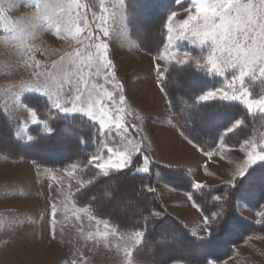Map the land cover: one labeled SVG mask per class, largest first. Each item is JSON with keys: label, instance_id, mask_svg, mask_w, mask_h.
<instances>
[{"label": "rangeland", "instance_id": "1", "mask_svg": "<svg viewBox=\"0 0 264 264\" xmlns=\"http://www.w3.org/2000/svg\"><path fill=\"white\" fill-rule=\"evenodd\" d=\"M189 1V7L170 17L171 40L167 37L162 53L153 56L142 51L137 39L131 36L126 0H0V109L21 122L17 138L32 140L29 128L42 123L24 103L26 95L38 94L63 114L85 115L90 111L93 121L119 134L109 135L110 146L109 143L105 146L106 151L112 148L116 154H99L94 160L97 167L101 163H115L121 156L133 158L136 143L129 141L130 135L125 137L121 129V103L129 99L124 97L121 102L117 84L121 76L141 80L138 70L150 67L151 60L166 66L156 73L160 79L163 77L160 71L172 62L190 60L188 47H204L207 55L200 66L223 78L222 86L210 91L216 95L209 96L208 92L204 97L222 99L227 92V100L240 101L250 110L264 113V75L260 72L264 61L257 59L251 65L252 71L239 62L233 68L221 48H214L210 41L201 44L200 38L191 33L194 26L202 29V18L190 21L187 27L183 24L189 16H202L196 10V0ZM240 3L251 4L254 18L264 23L260 19L264 18L261 0H240ZM210 57L216 63L215 68L209 62ZM242 71L246 73L243 80ZM141 92L142 89L136 91ZM77 95L80 100H76ZM217 148L207 157L218 163L237 157L240 164L234 174L243 176L251 165L261 162L258 157L264 155V134L240 149L229 150L225 145ZM150 164L145 157L136 171L147 173L142 169L150 171ZM76 169L40 167L0 153V264H136L133 252L143 233L119 232L108 220L97 217L90 207L77 204L74 195L87 181ZM223 170L224 167L214 170L212 181L220 179ZM200 184L203 183L198 181L197 185ZM185 195L201 216L194 227L201 231L203 226L207 233L205 218L190 196ZM239 211L254 221L261 216L242 202ZM189 213L193 215L192 211ZM251 240L235 258L223 264L242 263L248 253L255 257L252 259L256 264H264V237Z\"/></svg>", "mask_w": 264, "mask_h": 264}, {"label": "trees", "instance_id": "2", "mask_svg": "<svg viewBox=\"0 0 264 264\" xmlns=\"http://www.w3.org/2000/svg\"><path fill=\"white\" fill-rule=\"evenodd\" d=\"M189 6V0H126L131 36L142 51L159 56L166 45L170 17ZM188 50L190 60L172 62L160 71L159 82L177 127L203 152L259 140L264 134V113L240 101L204 99L222 86L223 78L200 66L207 55L204 47ZM24 103L42 123L29 128L32 140L23 141L16 136L21 122L0 109V153L50 169L76 167L87 181L74 195L77 204L90 207L119 232L143 233L133 252L136 264H222L236 256L238 246L249 238L264 237V182L259 180L264 176V161L252 165L233 183L200 187L184 167L152 161L149 172L138 173L141 154L131 166L103 173L94 157L104 152L109 139L97 122L82 114H63L38 94L26 95ZM158 182L190 195L206 219V237L196 235L165 208ZM239 202L259 212L260 219L243 215ZM241 264L256 263L246 256Z\"/></svg>", "mask_w": 264, "mask_h": 264}, {"label": "crops", "instance_id": "3", "mask_svg": "<svg viewBox=\"0 0 264 264\" xmlns=\"http://www.w3.org/2000/svg\"><path fill=\"white\" fill-rule=\"evenodd\" d=\"M164 67L166 66H164V64H162L161 62L159 63V61L157 60H151L150 67L142 68L140 69V71L138 70V73L140 72L139 76L141 77V80L132 78L130 80H126L123 78L124 76H121L120 84H117V89L120 96L122 98L126 97L129 99V101L125 99L123 104L121 103V108L123 111L121 129L125 137H127L126 134L130 135L127 137L129 141L136 143V145L134 144L136 146V150L134 151L133 158H131L132 161L135 156L141 154L150 159V163L152 161H155L171 167L187 168L196 185L198 181H201V183H203L199 186H212L221 183H233L236 178L240 177H236L234 174V170L239 167V159L237 157H230L229 160L228 158H226V160H228L226 161V163L212 162L210 157H207L209 152H203L198 146H196L187 137H185V135L181 132V130L177 127L176 123L173 121V111L171 109L169 99L165 91L162 89L159 79L156 76L157 69H161ZM137 89H142V92L136 93ZM210 99L213 98L211 97ZM97 123L100 125L103 134L107 138L109 135H119L113 130L105 129L99 122ZM108 143V145L110 146V141ZM245 144H243L239 148H232L228 146H226V148H230L229 150H236L243 148ZM108 152L110 153V155L116 154V152H114L112 148H109V151H106L105 148L104 153L108 154ZM98 156H96V158ZM129 158L130 157H128L127 159ZM162 160L166 162L164 163ZM214 165L219 167L214 168ZM221 167H224V170L222 171L223 173L219 175L220 179H218L217 181H212V174H216L215 171L220 169ZM109 169L110 171L117 170L116 168ZM100 170L105 173L104 170ZM193 171H195L196 173ZM229 178L235 179L233 180V182H226L229 181ZM156 188L161 195V199L165 205V208L171 214L175 215L180 220H182L188 227H190L194 231L196 235L201 237H206L208 235L207 228L206 233L202 224L201 231H197L196 227H194L193 224H199V219L201 218V216L197 212V209L193 207L192 203L185 195L186 192L175 190L162 182H158L156 184ZM170 197L175 199V201L170 200ZM178 199H181L182 201H179ZM189 211H192L193 215H191ZM204 220L206 227V219ZM252 238L257 237H251L249 238L247 243L240 245L238 247V254L241 252L240 248L248 244L249 241H252ZM236 256L232 258H235ZM246 256H250L253 259L255 258L251 255V253H248V255H245V257Z\"/></svg>", "mask_w": 264, "mask_h": 264}, {"label": "snow or ice", "instance_id": "4", "mask_svg": "<svg viewBox=\"0 0 264 264\" xmlns=\"http://www.w3.org/2000/svg\"><path fill=\"white\" fill-rule=\"evenodd\" d=\"M261 5H264V0H261ZM195 6L197 12L202 14V16H189L188 20H185L183 24L187 27L190 21H197L202 18V29L194 26L191 33L193 36L200 38L201 44L210 41L214 48H221L222 52L227 53V56L230 58L231 67L233 68H235L237 62H239L247 68L248 71H252L251 65L255 64L257 59L264 61V23L258 22V19L254 18L251 11V4L243 5L240 3V0H196ZM172 16L174 18L175 13H173ZM167 27L168 32L171 33L173 31L171 23H169ZM168 38L171 40V35H169ZM209 62L212 63L213 68L216 67V63L211 57L209 58ZM157 71L159 72V69H157ZM260 72L261 75H264V66H261ZM245 75L246 73L242 71L240 79L243 80ZM77 92H79V89H77ZM215 95L216 92L209 93V96ZM207 98L208 97H204V99ZM221 98L225 100L229 99L228 93L224 92ZM231 98L235 99V96ZM80 99L81 96L77 95L76 100ZM121 102H123V98ZM262 103H264V101H262ZM56 107L59 108L60 105L57 104ZM85 115L90 119L92 118V113L90 111L85 113ZM258 158L264 161V155H260ZM94 159L97 158L94 157ZM130 164V158L125 159L121 156L118 157L115 163L110 161L106 164L99 165V167H114L119 170ZM142 171L148 172L149 169L144 168ZM259 180L264 182V176L260 177ZM197 187L200 186L198 185Z\"/></svg>", "mask_w": 264, "mask_h": 264}]
</instances>
